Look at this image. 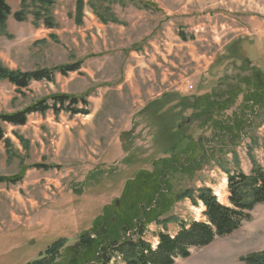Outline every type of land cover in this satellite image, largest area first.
I'll use <instances>...</instances> for the list:
<instances>
[{
    "label": "rangeland",
    "instance_id": "rangeland-1",
    "mask_svg": "<svg viewBox=\"0 0 264 264\" xmlns=\"http://www.w3.org/2000/svg\"><path fill=\"white\" fill-rule=\"evenodd\" d=\"M53 1V29L31 17L8 19L0 67L18 74L80 69L24 90L0 81V115L54 95L82 98L86 107H77L88 114L47 111L28 116L22 126L3 125L0 178L20 182L0 184V264L38 260L58 240L52 264H68L82 234L97 237L93 222L107 208L112 232L126 221L118 219L130 221V211H139L138 201L153 203L140 209L146 214L164 195L168 204L170 197L208 188L227 205L224 171L247 175L255 162L264 167V105L243 107L256 93L264 102V0H106L114 18L107 23L86 6L78 22L76 0ZM7 2L12 13L19 9L18 0ZM226 101V111L207 109ZM239 120L245 124L237 132ZM215 121L234 123L232 131L222 133ZM191 146L193 153L178 158ZM163 159L177 162L178 170ZM186 160L196 162L192 174ZM163 170L159 189L167 193L146 201L143 181ZM202 211L182 198L168 216L202 222ZM158 229L146 226L144 241L155 246ZM167 230L173 236L177 225ZM263 251L264 204L239 230L174 264H245L248 255Z\"/></svg>",
    "mask_w": 264,
    "mask_h": 264
},
{
    "label": "trees",
    "instance_id": "trees-1",
    "mask_svg": "<svg viewBox=\"0 0 264 264\" xmlns=\"http://www.w3.org/2000/svg\"><path fill=\"white\" fill-rule=\"evenodd\" d=\"M76 0V20H80L81 12L86 6L91 9L92 13L103 23H107L114 19L112 15L108 13V3L106 0ZM19 9L12 13L10 5L7 0H0V37L10 36L7 34V22L10 17L16 22H25L28 17H31L35 23H40L46 29H53L55 27L53 20V0H18ZM80 69L79 64L69 66L67 68H58L56 70H43L33 73L18 74L12 73L0 67V81H6L10 85L14 86L18 90L27 89L30 82L34 81H48L52 82L55 73L66 75L67 73H74ZM257 86V85H256ZM82 103V107H86L85 100L74 99L66 95L51 96L42 101L36 103L25 111L15 113L13 115H0V141L4 137L3 125L22 126L26 123V118L32 114H45L47 111H52L54 114L60 112H66L70 115H87L86 109H79L77 106ZM229 102L221 103L222 107L219 109L217 104H213L212 107L207 109L211 110L214 107L216 111H226L229 108ZM257 105H264L261 103V96L256 93L252 97H246L243 107L245 109L254 108ZM255 111V110H254ZM206 112V111H205ZM253 115V111L251 112ZM214 123L220 125L219 130L222 133H230L233 129L234 123L219 122ZM236 131L242 130L245 122L239 120L235 122ZM240 130V131H241ZM179 146V144H178ZM178 146L172 147V157ZM195 150L191 146L184 153H193ZM177 161V159H176ZM162 163L170 162L167 168L172 167L178 170L177 162H173L170 159H163ZM182 164V163H181ZM189 165L186 167V171L192 174L196 170V162L191 160L185 162ZM187 165L182 166L183 168ZM155 172L158 171V167L154 166ZM152 173L155 176L151 179H145L143 181V187L147 185L146 189H143L144 198L148 201H156L155 197L159 196L163 190H160L162 176H167L163 170L160 173ZM226 174V186L228 191L227 205L220 204L213 192L208 188H202L198 190H188L187 193L182 195L180 193L174 199L162 201L166 199V195L162 197V200L157 204L158 207L149 212L141 213L140 209L149 210L151 202L146 205L138 201L139 211H130L131 216L128 215L130 221H127V217L122 216L118 221L121 222L119 229L109 231V220H104L108 214V208L105 210L102 217L95 219L92 225V230H95L97 237H91L87 234H82L79 238L80 248L75 252L70 251V260L68 264H174L176 259H186L189 257L190 250L204 248L217 238H223L229 236L239 230L243 223L250 221L251 213L254 209L264 204V167L258 165L256 162L252 164L250 172L246 175L243 172L236 171H224ZM143 176V172L137 173L132 181H128L122 193V198L126 197L132 184L138 182ZM20 182L19 178L5 179L0 178V184L9 183L17 184ZM152 189V191H151ZM167 190V189H165ZM161 192V193H160ZM141 194V193H140ZM150 194H153L150 198ZM188 199L193 207H202V217L204 221H190L182 222L175 216H168L170 213V207L174 202L181 199ZM159 199V198H158ZM158 201V200H157ZM156 201V202H157ZM140 202V203H139ZM132 217V218H131ZM145 220L143 224H140L141 220ZM117 221V222H118ZM155 224L159 229L157 230L156 237L158 243L153 249L150 243L144 241L143 234L145 227ZM168 225H177V231L171 236L168 233ZM112 229V227H111ZM135 232L134 238H125L122 236V232ZM98 240V241H97ZM62 241L58 240L53 243L47 250H45L38 260L30 262L28 264H52L54 258L58 256L55 252ZM119 258V262L117 261ZM112 260H114L112 262ZM245 264H264V251L260 253H253L243 259Z\"/></svg>",
    "mask_w": 264,
    "mask_h": 264
},
{
    "label": "bare ground",
    "instance_id": "bare-ground-1",
    "mask_svg": "<svg viewBox=\"0 0 264 264\" xmlns=\"http://www.w3.org/2000/svg\"><path fill=\"white\" fill-rule=\"evenodd\" d=\"M223 259V258H222Z\"/></svg>",
    "mask_w": 264,
    "mask_h": 264
}]
</instances>
